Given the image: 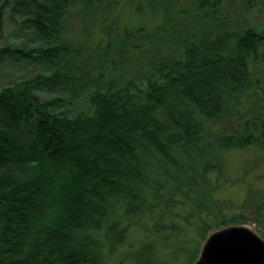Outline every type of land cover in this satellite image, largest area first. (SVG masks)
Segmentation results:
<instances>
[{
  "label": "trees",
  "instance_id": "16d2710c",
  "mask_svg": "<svg viewBox=\"0 0 264 264\" xmlns=\"http://www.w3.org/2000/svg\"><path fill=\"white\" fill-rule=\"evenodd\" d=\"M155 3L0 0V55L51 67L0 89V264L193 262L211 231L243 218L219 191L232 151H264V79L255 69L264 30L220 18L221 0H197L207 30L175 18L146 45L125 25L92 67L83 43L64 37L75 10ZM5 16L26 35L16 45L4 44ZM132 51L138 70L128 76ZM69 87L88 93L85 106L63 110L62 98L40 96ZM187 232L196 248L175 242Z\"/></svg>",
  "mask_w": 264,
  "mask_h": 264
},
{
  "label": "rangeland",
  "instance_id": "374dc122",
  "mask_svg": "<svg viewBox=\"0 0 264 264\" xmlns=\"http://www.w3.org/2000/svg\"><path fill=\"white\" fill-rule=\"evenodd\" d=\"M196 1L197 0H181L179 3H176L177 0H156L152 8H146V10L141 9V11L129 5L113 10L115 7L112 5L114 7L113 9L111 8L113 12H104L105 10H103L100 11V13L94 14V16H81L77 13L78 10H75L73 11L74 16H70L66 24L64 37H70L78 43H83L80 47L84 49V56H86V59H89L87 63L92 67L97 63L99 64L101 59L105 57L106 41H108L110 35L117 39L118 43L120 42V38L117 37L123 36L125 25H127L129 29L135 31L134 40L136 42L140 41L143 44L148 43L146 45L153 43L151 41L152 36L150 35H154L156 29L160 25L162 26V24L169 23V25H175L176 21L181 23L182 20H184L186 24H190L191 30L195 29V31H198L203 28L207 30L209 24L202 20L200 22L198 4ZM167 5L172 8L171 12H168L169 9ZM218 7V16L220 18H225L228 23L232 22L230 24L239 25L241 22H247L260 31L264 30V0H221V4H219ZM210 11L212 12V10ZM117 15L121 16L119 21L114 22L111 20L117 17ZM108 16L112 18L109 20L107 19ZM175 18L176 21H174ZM113 22V28H110L111 30H109L107 36V33H105L106 27L108 23ZM2 24L1 31L3 33L2 37L4 44L16 45L22 41L19 40L20 35H23V38L26 37L25 34L18 33L19 29L14 28L6 16L3 18ZM139 27L145 28L143 32L147 31L149 35L143 33V35H145L143 36L139 33ZM146 35L149 36L147 39ZM260 49L263 53L264 42L261 43ZM130 55L132 60L130 66L127 68L128 71H125L128 73L130 72L126 74L128 76L138 70L137 63L139 62L134 58L136 56V51H132ZM134 60L137 62L135 63ZM255 69L264 79V55L259 56V60L255 63ZM40 70L48 72L51 70V67L46 66L42 68L33 63H20L16 61L15 57L10 53L3 52L2 55H0V89L7 84L13 83V81L23 75H30L33 71ZM70 89L72 88L44 90L40 96L46 99H51L53 97L62 98V101L64 100L66 102L63 110L71 109L70 111H73L77 105L79 107L85 106L88 93L85 94V91H82L76 95ZM259 103L263 105L264 101ZM227 127L228 123L222 124V128L224 130L226 129V131L229 130ZM220 128L221 126H218L215 133L221 130L223 132V129ZM229 161L231 164V172L227 179V183H225L219 191V197L224 204L229 207V211L231 210L233 213L237 212L239 215H243V218H241L236 225L250 227L264 238V204H262V202L264 203V151L256 153L250 150H234L229 155ZM243 204L246 208L242 210L240 208L244 206ZM212 232L214 231H211L210 234ZM206 240L207 239L199 244L200 253ZM175 242L182 246L185 245L196 248V243L199 242V238H196L193 232H187L186 235H182L178 240L175 239ZM169 251L170 250L166 252ZM177 262L178 264H195L196 261L189 262L186 257L180 256Z\"/></svg>",
  "mask_w": 264,
  "mask_h": 264
},
{
  "label": "water",
  "instance_id": "95a60500",
  "mask_svg": "<svg viewBox=\"0 0 264 264\" xmlns=\"http://www.w3.org/2000/svg\"><path fill=\"white\" fill-rule=\"evenodd\" d=\"M195 264H264V238L244 225L212 232Z\"/></svg>",
  "mask_w": 264,
  "mask_h": 264
}]
</instances>
